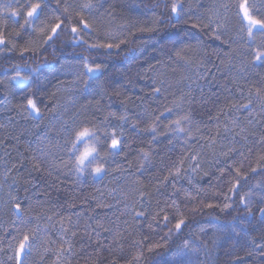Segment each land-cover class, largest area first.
<instances>
[{"label":"trees","instance_id":"1","mask_svg":"<svg viewBox=\"0 0 264 264\" xmlns=\"http://www.w3.org/2000/svg\"><path fill=\"white\" fill-rule=\"evenodd\" d=\"M28 2L0 0V264H264V37L234 38L243 0H39L25 25ZM82 127L100 175L75 170Z\"/></svg>","mask_w":264,"mask_h":264},{"label":"snow or ice","instance_id":"2","mask_svg":"<svg viewBox=\"0 0 264 264\" xmlns=\"http://www.w3.org/2000/svg\"><path fill=\"white\" fill-rule=\"evenodd\" d=\"M57 5L59 6V0H57ZM12 5L5 4L4 8L10 9ZM67 7L65 6V11H67ZM83 7L90 8L91 4H85ZM42 8V4L37 0V2L32 3L31 0H29L28 4L25 5V11H26V18L24 20L25 25H29L33 23V21L37 18L39 10ZM179 6L176 3L172 4L171 11L173 13L178 12ZM182 11V9H180ZM239 10L241 13V19L243 21H246V30L248 36L251 38L253 36V30L255 29L257 34H259L261 37H264V18H257L255 15H253L248 7L247 0H243L242 3L239 4ZM13 16H16L17 12L11 13ZM58 19V18H57ZM81 23H83L84 28H88L89 25L84 22L83 17H81ZM61 27L60 23L55 24L54 27H52L51 31L52 34H56V30ZM72 32H77L78 29L76 27H73L71 29ZM49 40L52 39V35H49L47 37ZM5 39L3 33H0V44H4ZM91 47H107L112 48V44L107 45H92ZM118 47V45H117ZM254 59L256 61H260L262 64H264V49H257L254 53ZM87 69V73H95L99 71L100 65L97 64L95 67L85 65ZM13 79H26L25 77H20L19 73H17L16 77H13ZM155 91L159 92L160 89L156 88ZM27 106L29 109H31L33 112L39 114V108L37 106V101L33 98L27 99ZM247 107V105H245ZM174 123L179 126L180 121L176 120ZM155 130V129H153ZM179 131H184L183 128H178ZM97 139L96 132L90 128V127H82L79 130L75 132L74 138L71 141V147L70 151L74 154V167L75 170L78 173H84L91 169L96 175H100L105 171L104 166L99 163L100 158V151L98 147L95 144V140ZM120 141L116 138H113L111 141V148L115 149L118 147ZM227 155V153H225ZM264 159V157H262ZM255 170V169H254ZM237 173L239 174V169H237ZM177 175H179V170H177ZM238 186V182H237ZM234 190V189H233ZM229 205L225 204V207H228ZM17 210H19L20 205H15ZM208 207H213V205L209 204ZM262 214H264V210H262ZM137 215H140V213H137ZM165 220H167V216L164 217ZM184 223V221L181 219L176 225V229H180L181 225ZM29 235L25 234L23 236V239L20 241L18 249H17V255L18 257L24 254L26 245L29 244ZM158 247V245H157ZM151 251V248L149 249Z\"/></svg>","mask_w":264,"mask_h":264},{"label":"rangeland","instance_id":"3","mask_svg":"<svg viewBox=\"0 0 264 264\" xmlns=\"http://www.w3.org/2000/svg\"><path fill=\"white\" fill-rule=\"evenodd\" d=\"M250 2H251V4H250V6H249V8L250 7H259V8H261L262 10H264V0H249ZM251 9V8H250ZM251 11V10H250ZM229 13H230V11L228 10V9H225V11L224 12H222V16L220 15L219 17H218V15H217V18H218V21H226V19H227V17H229ZM252 13V12H251ZM238 16H239V19H240V21H243L242 19H241V13L240 12H237L236 13ZM253 14V13H252ZM223 17V18H222ZM224 17H225V19H224ZM243 23H244V29H240V28H238L235 32H236V34L237 35H235V39H238V38H240V35H241V37H242V35L245 37V35H247V30H246V27H245V25H246V21H243ZM223 31H227L228 32V28H226V27H224L223 28ZM256 30L254 29L253 30V33L255 32ZM240 34V35H239ZM243 38V37H242ZM258 48L260 49H264V42L263 43H261L259 46H258ZM77 67H78V65H76V64H73V63H67V64H64L63 65V69L65 68V72L66 73H68V74H70V76H72L73 77V79H74V84H75V86L76 87H79L81 84H80V79L78 78V70H77ZM196 78L194 77V79L193 80H195ZM21 82H23V80H21ZM6 108H7V105H6V103H4V104H2L1 106H0V110H3V112L4 113H6ZM65 117L64 116H60V117H56V119L54 120H51V122H50V126L52 125V126H54V125H56V123L55 122H65ZM48 129H51V128H49L48 127ZM254 189H256L254 192H259V194H261V195H263L264 196V189H262V188H259L258 186H256ZM3 198H7V194H6V188H5V186H4V183L1 185V187H0V200H2ZM252 198V195L250 194V198L249 199H251ZM7 200V199H6Z\"/></svg>","mask_w":264,"mask_h":264}]
</instances>
